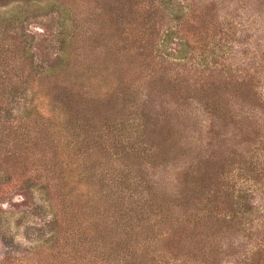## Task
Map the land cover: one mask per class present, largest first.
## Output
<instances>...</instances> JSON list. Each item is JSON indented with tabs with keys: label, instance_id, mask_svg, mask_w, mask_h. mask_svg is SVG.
I'll use <instances>...</instances> for the list:
<instances>
[{
	"label": "trees",
	"instance_id": "obj_1",
	"mask_svg": "<svg viewBox=\"0 0 264 264\" xmlns=\"http://www.w3.org/2000/svg\"><path fill=\"white\" fill-rule=\"evenodd\" d=\"M21 1L0 0V4L17 2L21 7ZM92 1L88 0V4ZM120 1L111 0L105 11L101 10L103 6L98 10L88 5L95 15L88 21L91 25L87 35L77 20L75 6H71L70 0H62L64 10L73 12L75 17L74 28L64 40L65 53L50 69L33 79L37 96L22 114L17 129L8 126L0 129V144L11 146L9 152L17 158L34 155L30 148L40 142H55L70 202L79 205L75 211L72 209L75 213L69 219L72 229L69 228L66 242L55 240L58 244L49 245L58 251L54 255L57 264H215L218 232L248 229L233 220L238 217L233 206L238 202L235 199L238 194L232 190L236 186V182L232 183L235 179L232 173L238 170L240 176L250 181L264 173V151L259 146L264 145V45L260 46L264 35V0H190L199 13L197 21L203 26L217 24L222 33L255 37L258 45L249 49L252 42H248L236 47L226 42L231 39L229 34L215 33L218 43L206 40L201 43L204 54L212 52V62L200 72L184 68L176 73H183L188 88L192 82L206 79L199 102L206 119L197 123L192 118L195 114L187 117L197 128L201 125L199 131L204 136L199 140L192 133L199 145L191 151L190 160L174 168L177 176L173 179L179 181V189L173 197L170 191L145 177L149 167H142L137 158L142 152L163 162L177 158L182 151L178 132L182 127L186 130L185 123L169 115H157L151 125L146 124V119L149 123V117L156 116L147 105L148 98H144L143 106L136 100L132 108L135 99L129 92L131 87L116 90L119 87L116 73L122 82L128 83L136 66L127 62L128 56L120 50H115L111 58L110 50L98 51L102 45L100 39L106 38L104 23L108 31L122 25L127 33L126 19L132 15L136 0L121 3L122 7ZM154 13L157 15L158 10ZM10 16L12 20L19 15ZM79 41L88 42V56L82 55L84 45L79 46ZM209 48L211 51H207ZM23 52L22 42L0 32V89L20 82L25 69ZM96 52L99 61H92ZM220 56L225 59L220 61ZM162 61L172 65L164 57ZM105 70L107 78L101 79ZM87 73L92 77L88 83L83 77ZM160 74L162 79L171 78L170 81L177 83L167 71ZM103 81L99 89L93 87L94 83ZM52 87L63 96L65 105H59L60 97L54 98ZM197 92L199 95L200 90ZM219 121L232 127L229 136L232 143L227 147H221L216 140ZM8 128L11 134L4 132ZM89 158L95 165L87 167ZM226 163L233 167L224 170ZM97 171L109 177L107 183L100 180V188L93 197L90 176ZM260 189L264 201V184ZM225 204L234 211L230 215L221 213ZM135 206L138 211H134ZM112 207L119 213L110 212ZM248 242L249 246L238 251L242 255L237 264H264V229Z\"/></svg>",
	"mask_w": 264,
	"mask_h": 264
},
{
	"label": "rangeland",
	"instance_id": "obj_2",
	"mask_svg": "<svg viewBox=\"0 0 264 264\" xmlns=\"http://www.w3.org/2000/svg\"><path fill=\"white\" fill-rule=\"evenodd\" d=\"M20 3L21 7L17 2L5 6L0 4V32L6 37L17 39L18 43L22 42L25 67L18 84H11L0 89V129L8 126L14 127L15 130L17 125L22 123V114L37 96L33 79L38 73L50 69L57 63L59 56L64 55V40L74 28L73 12L69 13L64 10L65 5L62 0H22ZM121 3L128 4V0L120 1L122 7ZM70 4L75 6V10L78 12L77 20L88 35L91 25L88 21L95 15L91 14L92 10L88 8V0H70ZM111 4V0H101V2L93 0L89 7H97L100 10L99 6H103L101 10L105 11ZM156 10H158L157 15L154 13ZM151 12L153 15L149 16ZM10 14L19 16L10 20ZM198 14L190 4V0H136L132 15L126 19L125 30L127 33L123 32L122 25L116 27L114 31H108L107 25L104 23L103 31L106 38L100 39L102 45L98 48V51L104 49L105 53L110 50L109 58L112 57L115 50H120L123 55L128 56L127 62L136 67L139 65L137 70L136 67L132 70V80L128 83L122 82L116 73L120 81L117 80L119 87L116 90L120 91L123 88L131 87L129 92L135 99L132 108H134L136 100L143 106L144 98H148L147 105L156 116L149 117V123L146 119V124L151 125V122L159 115H163L162 117L169 115L175 120H182L186 125V130L182 127L178 132L182 151L177 158L163 162L143 152L141 157L137 158L142 167L146 165L149 167V171L144 172L145 177L168 192L170 191L172 197L176 189H179L177 186L179 181L173 179L174 176H177L174 168L191 159V151L199 145V140L204 136L199 131V128H202L201 125H198L197 128V124L194 125L195 122L187 121V117L190 114H195L196 117L192 118L197 123L205 118L202 114L204 109H199L201 107L199 102L202 101L200 98L203 95L201 93L202 84L206 79L200 83L192 82L188 88L183 73L178 75L176 73L184 68L187 71L200 72L207 63L212 62V52L204 54L201 43L202 40L218 43L219 38L215 39V33L217 35L221 33L222 36L229 34L231 39L226 42L230 41L229 44L236 47L243 43L248 45V42H252L249 49L258 45V42L254 41L255 37L244 38L230 33H222L217 24L211 27L203 26V23L197 21ZM162 17L164 20H161ZM97 26H100V23ZM127 35L131 36L123 42L122 39ZM237 39L240 40L237 41ZM261 42H264V35ZM261 42L260 46L264 45ZM78 44H81L79 46L84 45L81 50L82 55L88 56V42L86 44L84 41H79ZM207 51H211V48ZM136 52H138L137 55H135ZM98 54L96 52L92 55L94 58L92 61H99ZM162 57L168 59L172 65L167 66L168 64L163 63ZM224 59L222 56L219 57L220 61ZM117 62L121 63V61ZM163 70L170 73L177 83L170 81L171 78L163 77L164 79H162L160 73ZM95 72H99V69H96ZM103 73L101 79H106V70ZM87 76L88 73L83 75L88 83L92 77L88 76L87 78ZM104 81L94 83L93 87L99 89V85ZM50 90H55L54 94L52 93L54 98L60 97L59 105H65V99L58 94V90L55 87ZM199 90L200 94L198 95L197 91ZM160 106L168 108V110L161 109ZM174 106L179 107L180 110L175 111ZM126 113L130 112L126 111ZM173 119L171 120L177 124ZM217 131V143L221 147L231 145L232 137L229 136L232 135V127L230 128L227 123L221 124L219 121ZM4 132L11 134V129L8 128ZM192 133L196 134L199 140H194ZM205 140L206 138L203 141ZM259 146L264 151V145ZM9 149L11 146H7L5 143L0 144V264H57L54 255L58 251L50 249L49 245L56 244L55 240H59L61 243L66 242L69 228L72 229L69 219L74 217V211L79 205L76 202L74 204L70 202L72 199L69 196V188L65 186V180L62 178L63 167L59 163L55 142H45V144L40 142L34 145L33 148H30L34 155H25L27 157L15 158L16 155L11 156ZM94 162L89 158L87 167L95 165ZM224 166H226L224 168L226 171L233 167L229 163ZM238 173L241 174L238 170L232 173L234 174L232 177L235 176L232 183L236 182V186L232 190L238 194L235 197L238 202L233 205L238 217L235 216L233 220L236 225H238V221L248 229L246 231L228 229L222 233L218 232V239L215 240L218 257L215 264H237L236 260L242 255L238 251H243V248L249 243L248 240L258 237L264 229V201L262 189H260L264 184V173H260L256 178L253 177V182L246 180ZM108 177L109 175L102 176L98 171L97 174L91 173L90 179L93 183L90 184L89 189L93 197L97 194V189L100 188V180L104 179V182L107 183ZM232 177L230 176L231 179ZM241 184H243L242 187ZM82 197L85 198V195ZM226 205L220 206L222 214L232 211L231 208H226ZM90 206H92V202ZM134 209V211H138L137 206ZM110 212L119 213L113 207ZM69 238H67V242ZM222 249L227 251H222ZM231 251L237 252L231 253Z\"/></svg>",
	"mask_w": 264,
	"mask_h": 264
}]
</instances>
